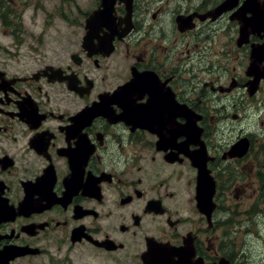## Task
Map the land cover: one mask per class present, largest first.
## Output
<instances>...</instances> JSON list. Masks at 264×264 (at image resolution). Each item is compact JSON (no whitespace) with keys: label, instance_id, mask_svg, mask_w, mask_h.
Wrapping results in <instances>:
<instances>
[{"label":"flooded vegetation","instance_id":"af4514ba","mask_svg":"<svg viewBox=\"0 0 264 264\" xmlns=\"http://www.w3.org/2000/svg\"><path fill=\"white\" fill-rule=\"evenodd\" d=\"M227 1L115 0L87 35L94 0L75 41L20 56L22 14L44 8L0 0V264H170L171 248L183 264H238L227 190L264 188V79L250 94L246 74L253 48L264 67V24L242 19L264 0L245 15L247 0ZM244 107L263 108L257 131Z\"/></svg>","mask_w":264,"mask_h":264},{"label":"rangeland","instance_id":"374dc122","mask_svg":"<svg viewBox=\"0 0 264 264\" xmlns=\"http://www.w3.org/2000/svg\"><path fill=\"white\" fill-rule=\"evenodd\" d=\"M27 1L29 0H19V4L22 6ZM33 2H37L39 7L44 9L32 10L34 6L31 8L28 6L30 9L22 14L20 47L12 49L13 51L18 50L20 56L38 54L50 56L57 49L55 40H59L60 36H67L69 39L73 36L71 40L75 41L76 23L74 21L79 15V8L83 12L89 11L93 8L94 0H33ZM35 7L38 8L37 5ZM58 9L64 10L67 14V21L60 16ZM34 40L40 42L37 47ZM31 47L37 49V52L32 51ZM71 50L74 51V47ZM244 108V114L249 120L244 121L243 126H248L251 131H257V117L263 108L259 111L254 107ZM260 161L259 168L263 174L264 154L260 155ZM243 174V178L247 181L252 177L248 168L243 170ZM251 187L239 189L231 186L227 190L228 201L225 209L228 224L225 241L228 253L236 255L238 264H264V202H262L264 201V188L261 187L258 192ZM256 201L260 202L255 204ZM21 264H42V262L35 259Z\"/></svg>","mask_w":264,"mask_h":264},{"label":"water","instance_id":"95a60500","mask_svg":"<svg viewBox=\"0 0 264 264\" xmlns=\"http://www.w3.org/2000/svg\"><path fill=\"white\" fill-rule=\"evenodd\" d=\"M120 1L125 2L127 7H129V5L131 3V0H120ZM232 2H233V0H228L222 6V11H225V10L231 8V4H233ZM114 3H115V0H101L99 9L90 13V15L87 17V19L85 21V28L87 30V35H91L92 33L96 32L97 31L96 28L98 26L109 27L107 25L111 23V17H112ZM253 6H254L253 0H247L246 5L243 8H241V10H242L241 14L245 15V13H247V12H249V13L253 12V10H254ZM127 9L129 10V8H127ZM238 13L235 15V18H237V19L240 18ZM255 16H257L258 19L260 18L259 24H264V13L254 12V13H252V16L250 18L242 19L244 29L247 26L255 27V18H256ZM262 47H264V45L261 46V48ZM253 49H252V53H251V57H252L253 61L249 64V66L247 68V72H246V74L252 78L247 83V87L251 88L250 94H252V92L258 88V84H259L260 80L264 79V67L259 71L258 61H257L258 55L256 54L257 50L255 51V48H253ZM245 143H246V140H242V141L237 142L232 147L231 152H233L234 155L238 154V152L242 148L243 144L245 145ZM198 178L201 181L203 180V174L201 172L199 173ZM199 194H200V198H199L200 199L199 200L200 209L202 211H205L206 202H205L204 194L202 192H200ZM201 197H202V200H201ZM209 198L210 197H208V200H209ZM169 251L170 252L168 254H170L171 258H173L175 256L179 258L178 261H170V264H183L184 258L187 256L186 250H184L183 252H180L179 254H177L174 250L172 251V248L169 249ZM25 254L26 253H24V252H5L1 256H2V259L5 260V262H8L9 260L14 259L16 256H22ZM187 263H189V262L187 261ZM225 263L226 262L221 263V264H225Z\"/></svg>","mask_w":264,"mask_h":264},{"label":"trees","instance_id":"16d2710c","mask_svg":"<svg viewBox=\"0 0 264 264\" xmlns=\"http://www.w3.org/2000/svg\"><path fill=\"white\" fill-rule=\"evenodd\" d=\"M262 178H264V175L263 176H261Z\"/></svg>","mask_w":264,"mask_h":264}]
</instances>
